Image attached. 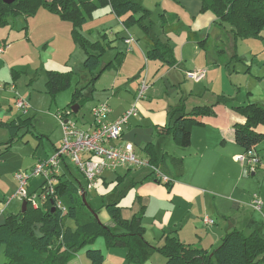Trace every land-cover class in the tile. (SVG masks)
<instances>
[{
  "label": "crops",
  "instance_id": "1",
  "mask_svg": "<svg viewBox=\"0 0 264 264\" xmlns=\"http://www.w3.org/2000/svg\"><path fill=\"white\" fill-rule=\"evenodd\" d=\"M135 1L147 12L134 15L129 25L124 23L125 16L116 15L109 4H104L87 18L80 31L90 41L102 40L104 44L110 42L111 47H105L103 56L108 49L113 54L108 55L103 63L112 59L116 52H122L121 63L115 70L117 80L122 83L114 89L115 95L105 93L96 97L98 102L104 101L108 106L110 97L116 96L122 101L109 107L107 120L116 119L131 106L140 77H145L150 83L145 96L136 104L139 113L129 119L121 138L110 143L131 142L135 151L147 158L142 148L152 142L160 163L173 180L167 186L147 177L148 171L145 168L119 166L115 170L104 171L96 183L107 184V178L115 175L118 188L122 191H114L112 197L118 199L133 189L131 217L143 211L144 237L150 244H161L162 235L169 231L183 243L202 247L209 252L217 248L223 237L232 231H240L246 236L258 233L264 238V139L254 148L260 157V164L254 167L248 158L253 152L246 153L235 142L233 130L234 123L244 120L234 106L256 103L264 107V63L261 65L256 56L248 61L255 48L249 40L258 39L262 35L240 39L248 45L241 51L239 39L233 37L229 27H223L215 21L210 11H201L200 0ZM154 13H158V21L150 19ZM177 23H182L184 29L167 33L164 31L165 25ZM22 26V40L26 39L30 44L32 36L35 42L32 41L30 45L33 48L68 56L57 66L68 62L69 57L78 51L79 46L71 36L70 22L46 9L41 8L33 16L25 18ZM213 28L216 29L215 37L211 38L210 30ZM188 29L195 32L194 39L189 38ZM3 33L4 28L0 31V34ZM91 36L97 39L92 40ZM5 41L0 36V43ZM155 42L170 47L172 62L146 56ZM8 49L4 50L3 56ZM80 55L82 59L85 57L84 52ZM42 64L46 70L59 68L49 63ZM70 68L74 71V67ZM195 70H204V76L199 80L185 76V73ZM234 72L238 76L231 83L230 75ZM242 72H246V76L252 72L254 80L262 78V81L254 83L263 85L258 90L247 87L242 89L241 86L235 90V85H238L244 74ZM132 79L136 81L135 85L129 83ZM119 89L125 90L126 94H117ZM159 90H163L160 97L163 100L156 105L154 100L159 96ZM128 92H131L130 95ZM88 94L89 101L93 93ZM181 99L185 110L195 105H213L211 114L203 118L204 124L191 127V144L186 148L177 146L170 136L157 133L158 126L170 122L168 110L179 105ZM155 106L159 107L155 109ZM80 109L78 107L77 113L73 115L82 118V124L87 125L88 129L92 122L85 121V113H79ZM19 116L0 121L9 122ZM78 118L75 119L76 123ZM2 128L7 131L9 139L8 129ZM16 132L17 135L20 133L18 130ZM238 155H244L245 160H236ZM62 173L65 171L59 167V174ZM255 197L262 202V211L252 207ZM120 213L125 219L130 216L128 211ZM5 217L4 211L0 212V223ZM86 261L87 258L83 259L78 251L69 264H87Z\"/></svg>",
  "mask_w": 264,
  "mask_h": 264
},
{
  "label": "trees",
  "instance_id": "2",
  "mask_svg": "<svg viewBox=\"0 0 264 264\" xmlns=\"http://www.w3.org/2000/svg\"><path fill=\"white\" fill-rule=\"evenodd\" d=\"M200 1L201 11H210L215 21L223 27H229L235 39L261 36V30L264 28V0ZM104 4H109L116 15L125 16L124 23L127 25L134 15H144L147 12L135 0H15L10 4L0 0V25L3 26L8 23L9 17L22 15L27 18L41 8L70 22L72 39L85 54L83 69L91 74L92 78H89L83 87L76 86L71 93L70 102L58 112L74 114L71 106L77 103L80 109L89 99V94L84 93V90L93 84L104 70H116L121 63L122 52L118 51L112 59L102 64L101 58L106 51L105 47H111L110 42L104 44L102 40L90 41L80 31L87 18ZM178 29H184V25L177 23L164 26L166 33ZM187 33L190 39H194L195 32L188 29ZM1 44L5 45V42ZM199 44L201 45L200 41ZM170 50L168 45L155 42L146 56L160 57L164 61L169 59L172 62ZM46 72L44 90L52 98L70 87L75 74L71 68L48 69ZM185 76L189 78L186 73ZM182 100L179 105L168 110L171 120L166 125L158 126L157 133L170 136L177 146L186 148L191 144V127L203 125V118L211 114L213 105H195L190 110H185ZM234 109L244 119L233 124L235 142L246 153L253 152V157L256 158L254 167H258L260 157L254 148L264 139V107L256 103H245L234 106ZM29 123L30 119H23L22 116L9 122L0 121L1 126L6 127L10 134L8 146L16 139L18 128L26 127ZM142 151L148 156L150 163L173 180L160 163L152 142L146 143ZM150 176L148 172L147 177ZM43 183L38 185L36 190L38 196L40 192H45ZM165 184L169 186L171 182ZM118 185L116 183L114 188L117 189L114 190L116 192L122 191ZM36 194L30 193L29 198L24 200L26 205L24 209L21 208L19 215L9 213L0 223V245L4 256L2 264H69L79 249H84L87 264H103L105 257L101 249L88 246L100 235L109 247H126L127 259L130 261H146L157 250L165 257L166 264H264V238L258 233L246 236L240 231L229 232L211 252L193 244L183 243L171 231L162 235L161 244L153 246L144 237L143 211L140 210L130 219H125L120 213L119 199L113 197L105 204L112 219V224L106 225L95 217L96 210L88 208L82 200V195L86 200L84 187L65 173L56 176L52 189L45 192L46 198L43 199L42 205L34 207L30 198H34ZM70 220L74 222V227L69 225Z\"/></svg>",
  "mask_w": 264,
  "mask_h": 264
},
{
  "label": "rangeland",
  "instance_id": "3",
  "mask_svg": "<svg viewBox=\"0 0 264 264\" xmlns=\"http://www.w3.org/2000/svg\"><path fill=\"white\" fill-rule=\"evenodd\" d=\"M169 1L170 0H168V2ZM158 18V13H154V15L150 16L151 20L155 19L158 21ZM24 20L25 18L23 16L17 15L15 17H9L6 25H0V31H3L4 28V33L0 34V36L6 39V43L3 46L4 49L0 53V84L2 85L0 87V119L5 120L18 115H21L23 119H30V123L26 127L18 128L20 133L16 136L15 140L9 143V146L7 131L2 128L3 126L0 124V212L4 211V215L9 213L19 215L21 211L23 200L16 196L21 185L20 181L17 179V174H26L29 179L28 191L34 192V194L37 193V187L41 184L43 178L42 176L34 175L32 173V168L39 160L52 158L55 155L56 148L60 146L62 128L58 118V111L67 106V103L71 99V93L76 86L83 87L87 77L89 76L90 79L92 78L91 74L83 69L82 62L84 58H80V54L83 52L79 47H77L78 51L74 52L72 56L69 57L68 62L57 66L58 63H61L63 59H67L68 56H61L58 53L51 54L50 52H44L42 48H33L30 45L33 44L32 41L35 42L32 36L30 44L26 41V39L22 40V34L24 33L22 23ZM27 23L28 22L26 20V24ZM215 32L216 29L214 28L210 30L211 38L215 37ZM261 35L262 37L258 39L254 38L249 40V42H253L252 45L255 48H253L254 52L250 54L248 61H250L251 57L256 56V58H258L257 61L259 63L261 62V65H263L264 28L261 30ZM91 37L92 40L97 39L96 36ZM239 44H241V51H244L243 49L248 46L247 43L243 44L240 39ZM7 48H9L8 52L5 56H3V52H5L4 50ZM109 50L110 49H108L105 56H103L101 61L102 64L108 59V55L113 54L112 50ZM42 63L53 64L56 67H59L57 70L69 69L71 66L74 67L73 69L75 74L70 87L59 92L54 98H52L44 90L47 72ZM54 70H56V68ZM244 71H246V69ZM242 73L244 74L241 75L238 85H235V90H237L240 86L242 89L247 87V89L258 90V88L263 85L254 83L255 81H262V78H259L258 80L252 79V77H255L252 72H248L249 75L247 76L246 72ZM116 76L117 72L114 69H106L100 74L99 78L95 82L93 81V84H90L86 89L84 92L86 94L90 93L92 90L93 98L86 101L80 109L79 113H81V111L85 113V121L92 122L93 116L90 109L100 102H104H98L96 98L97 95L108 93L111 96L114 94L116 86H119V84L122 83L117 80ZM230 76L232 77L231 83H234L238 74H235L234 72ZM129 83L131 85H135L136 81L132 79V82L130 81ZM86 85L88 86V84ZM148 87H150L149 82ZM130 89L132 92V88ZM131 92H128V95H130ZM162 92L163 90H159V96H156L154 100L156 105L160 104L163 100L160 99L163 94ZM119 93L126 94V91H120L119 89L117 94ZM17 98H22L27 102L29 106L27 111H23L17 107ZM94 102L97 103L94 104ZM108 102L109 107L112 108L116 102L122 101L117 99L116 96H113L108 99ZM155 107V109H157L159 106ZM74 115L67 114L65 117L71 121H75V119L78 118V115L76 117ZM82 122L83 119L78 118L76 124L82 129H87V125L82 124ZM59 167L61 168V171H65V175L67 177L76 180L84 187V190L86 191L87 203L92 209L96 210L98 219L106 225H111L112 219L105 204L109 201V199H112V195L115 193L114 188L117 183L115 180L116 176L112 175V177H108L107 184L99 182L93 186H87V182L83 174L74 167L70 158L66 157L64 160H60ZM34 199L38 202L39 206L42 205L43 200L37 194L34 195ZM119 199L120 211L130 212V216L128 217V219H130L132 215L131 204L133 199V189L129 190ZM143 218L144 216H142V223ZM69 225L74 227V222L70 220ZM151 245L156 246L152 243ZM88 246L101 249L105 257L103 264H166L165 257L157 250H155L146 261H130L127 259L126 247H109L102 235L95 237V239H93ZM78 251L81 256H83V259H85L84 249H79ZM2 262L3 252L2 246L0 245V264H2ZM80 264L84 263L80 262Z\"/></svg>",
  "mask_w": 264,
  "mask_h": 264
},
{
  "label": "built area",
  "instance_id": "4",
  "mask_svg": "<svg viewBox=\"0 0 264 264\" xmlns=\"http://www.w3.org/2000/svg\"><path fill=\"white\" fill-rule=\"evenodd\" d=\"M4 45L0 43V53L3 51ZM204 70H195L187 72V76L194 80H199L204 76ZM2 85L0 84V87ZM148 83L145 77H142L137 91L135 93L134 102L119 117L114 120H107L106 116L110 111L107 103H99L91 109L93 121L88 129H82L75 121L67 119L63 112H58V118L62 127V137L60 146L56 149L55 155L47 160H39L32 168V173L36 176H42L43 188L46 191L52 189L56 182V176L59 174V162L64 158H70L74 167L80 171L87 186H93L106 170H115L119 166H127L131 168H145L151 178L162 183H169L172 180L160 168L149 162L148 158L138 155L134 145L131 142H123L121 144H111L110 142L118 141L121 138L123 127L131 116L136 115L137 101L145 96ZM16 105L21 110L26 111L28 104L22 98L16 99ZM249 161L255 164L256 158L249 156ZM236 160L244 161V155L236 156ZM20 181V188L16 196L21 200L29 198L28 191L29 179L26 174H17ZM45 192H40L39 196L43 200L46 198ZM30 203L38 206V202L32 197ZM252 207L255 210L262 211V202L255 197ZM212 222L210 219H205Z\"/></svg>",
  "mask_w": 264,
  "mask_h": 264
},
{
  "label": "water",
  "instance_id": "5",
  "mask_svg": "<svg viewBox=\"0 0 264 264\" xmlns=\"http://www.w3.org/2000/svg\"><path fill=\"white\" fill-rule=\"evenodd\" d=\"M13 1H15V0H3V2H5V3H7V4H10V3H12ZM78 106H79V104H77V103H75V104H73L72 106H71V111L75 114V113H77V111H78ZM82 200L85 202V205L88 207V208H90V206H89V204L86 202V200H85V196L84 195H82ZM26 204H25V201H22V209H24V206H25ZM91 209V208H90ZM95 215V217H97V214H94ZM98 218V217H97Z\"/></svg>",
  "mask_w": 264,
  "mask_h": 264
}]
</instances>
